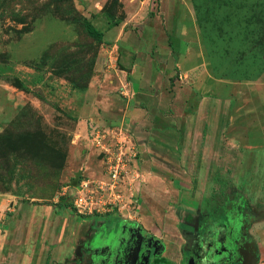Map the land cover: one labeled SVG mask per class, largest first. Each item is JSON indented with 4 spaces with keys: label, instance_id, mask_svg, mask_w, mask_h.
<instances>
[{
    "label": "rangeland",
    "instance_id": "obj_1",
    "mask_svg": "<svg viewBox=\"0 0 264 264\" xmlns=\"http://www.w3.org/2000/svg\"><path fill=\"white\" fill-rule=\"evenodd\" d=\"M217 81L235 89L205 98ZM251 91H264V0H0V226L48 222L73 249L116 214L176 250L213 219L206 198L264 238V168L241 167L224 134ZM131 108L148 115L127 121ZM121 149L120 203L77 214L76 187L105 184Z\"/></svg>",
    "mask_w": 264,
    "mask_h": 264
},
{
    "label": "flooded vegetation",
    "instance_id": "obj_2",
    "mask_svg": "<svg viewBox=\"0 0 264 264\" xmlns=\"http://www.w3.org/2000/svg\"><path fill=\"white\" fill-rule=\"evenodd\" d=\"M225 217L207 215L189 224L184 244L175 250L158 230L108 215L105 222L103 218L92 225L84 244H77V264H252L261 253L248 226L242 219Z\"/></svg>",
    "mask_w": 264,
    "mask_h": 264
},
{
    "label": "crops",
    "instance_id": "obj_3",
    "mask_svg": "<svg viewBox=\"0 0 264 264\" xmlns=\"http://www.w3.org/2000/svg\"><path fill=\"white\" fill-rule=\"evenodd\" d=\"M212 86H209L210 89H208L209 87L202 89L205 98L214 95L215 98L225 99L232 93V89H235L234 86H229L224 81H217ZM250 94V97L245 96L243 101L241 100L243 105L240 109L242 110H239L227 121L224 134L232 138L238 145L237 151L241 153V167L248 169L250 166L260 169L261 167L264 168V91L260 94L257 93V95L251 91ZM260 183L262 184L260 190L264 191V176ZM256 197L258 200L264 199L259 197V193ZM18 216L15 217L18 218ZM14 221L10 222L9 225L0 226V264H51V262L48 263V258L52 248L55 250L53 254L54 264H77V244L72 249L73 246L68 244L69 236L66 238V233L58 235L59 228L58 231H54L47 222L37 230V225L32 221L29 226L18 225ZM67 231L65 229L63 232ZM24 233L27 241L23 244L21 238H23ZM34 235H36L37 245L31 246L29 241ZM250 235L256 238L257 248L264 256V238L259 237L257 230ZM38 256H43L44 259L36 258ZM32 257L37 260H33Z\"/></svg>",
    "mask_w": 264,
    "mask_h": 264
},
{
    "label": "built area",
    "instance_id": "obj_4",
    "mask_svg": "<svg viewBox=\"0 0 264 264\" xmlns=\"http://www.w3.org/2000/svg\"><path fill=\"white\" fill-rule=\"evenodd\" d=\"M131 157V156H130ZM129 156L121 149L106 161L108 181L104 183H84L76 187L73 198L74 210L79 215L101 213L105 209L120 203V195L116 188L125 179L127 174V160ZM113 207V208H114Z\"/></svg>",
    "mask_w": 264,
    "mask_h": 264
},
{
    "label": "trees",
    "instance_id": "obj_5",
    "mask_svg": "<svg viewBox=\"0 0 264 264\" xmlns=\"http://www.w3.org/2000/svg\"><path fill=\"white\" fill-rule=\"evenodd\" d=\"M154 14H155L154 10L152 9L150 11L149 15H150V17H154ZM86 29L88 31V34L92 38H94L95 40L100 41V42H102L104 40V33L101 32L100 30H98L95 26H93L92 23L87 22L86 23ZM174 79H176V78H174ZM134 107L137 110L140 109V108L145 109V110L148 109V107L145 104H143V103H137V105H134ZM133 109L131 108L130 111L133 110ZM131 113H136V114L138 113V117H142V118H144V117H146L148 115V112H146V111H142V112H140V111L139 112L131 111L130 112V117L128 119H126L127 121H130V122L132 121L131 118L134 116V114H131ZM130 125H131V127H134L135 124L134 123H132V124L130 123ZM204 200L209 205V209L211 208V211H212V214H213V218L215 220H218L219 217H222L223 215L225 216L224 211H223V207L219 206L217 201H215V200H206V198ZM211 203H212V206H211Z\"/></svg>",
    "mask_w": 264,
    "mask_h": 264
},
{
    "label": "water",
    "instance_id": "obj_6",
    "mask_svg": "<svg viewBox=\"0 0 264 264\" xmlns=\"http://www.w3.org/2000/svg\"><path fill=\"white\" fill-rule=\"evenodd\" d=\"M252 264H256V260H255L254 263H252Z\"/></svg>",
    "mask_w": 264,
    "mask_h": 264
}]
</instances>
